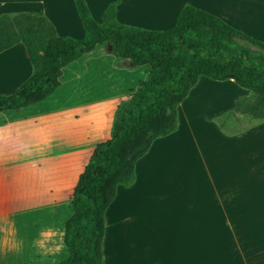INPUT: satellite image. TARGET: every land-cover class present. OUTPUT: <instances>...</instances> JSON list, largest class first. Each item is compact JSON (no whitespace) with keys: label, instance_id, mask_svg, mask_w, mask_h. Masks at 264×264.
<instances>
[{"label":"crops","instance_id":"1","mask_svg":"<svg viewBox=\"0 0 264 264\" xmlns=\"http://www.w3.org/2000/svg\"><path fill=\"white\" fill-rule=\"evenodd\" d=\"M90 1L85 0L93 18L92 6L102 18L107 5L117 1V21L141 29L173 27L181 9L190 5L264 43V0ZM24 5L17 11L44 15L59 36L57 24L68 23L76 12L73 0H32ZM140 14L150 19L134 26L126 21ZM83 37L82 27L75 38ZM97 48L109 73L85 76L89 68L83 57L90 52L63 68L60 87L44 103L0 113V140H25L14 162L0 154V194L14 195L8 203L0 195V207L8 211L0 212V264H59L68 257L63 238L60 252L48 256L38 255L31 241L47 227L63 233L79 175L96 145L111 138L118 105L149 72L108 54L104 46ZM31 71L23 65L19 78L10 83L13 77L7 81L10 71L0 62L7 95ZM198 87L199 81L177 106L176 130L154 140L136 162L134 183L117 187L104 215L103 264H264V156L256 146L248 157L243 143L237 159L229 146L226 168L210 170V140L230 139L215 124L191 121L194 104L206 94ZM9 224L14 230L10 242L5 239Z\"/></svg>","mask_w":264,"mask_h":264},{"label":"trees","instance_id":"2","mask_svg":"<svg viewBox=\"0 0 264 264\" xmlns=\"http://www.w3.org/2000/svg\"><path fill=\"white\" fill-rule=\"evenodd\" d=\"M84 37L59 36L42 14L0 16V54L21 44L30 76L11 94L0 95V113L44 103L59 87L64 67L104 46L114 57L149 72L115 110L111 138L96 145L73 189L72 214L63 225L68 257L59 264H103L104 215L118 186L135 181V164L154 140L177 128V106L199 77L232 80L251 92L228 116L264 120V43L220 18L184 6L165 31L130 27L116 19L117 1L97 23L85 0H73Z\"/></svg>","mask_w":264,"mask_h":264},{"label":"rangeland","instance_id":"3","mask_svg":"<svg viewBox=\"0 0 264 264\" xmlns=\"http://www.w3.org/2000/svg\"><path fill=\"white\" fill-rule=\"evenodd\" d=\"M61 1L67 3V0ZM88 1L91 4V1ZM26 3H32V0H0V15H15L17 13H20L17 10L25 9L24 4ZM92 11L94 16L93 19L97 23H100L101 14H97V11H95L93 6ZM72 14L73 16L70 15L68 17V23H65L64 25L57 24V27L61 36H68L76 39L75 37L80 34L82 27L78 20L75 10L72 12ZM149 19V17L140 14L139 16H130L129 20L126 21L132 23L131 26H134L138 23V21L147 22ZM170 27L171 25L164 26L162 28H156L155 26L147 25L143 29L153 31L155 29H161L157 31H164L169 29ZM97 50H99V48L95 49L93 52L83 57L84 60H88L87 64L89 71L86 73V77L101 76L111 71L108 62H105V64L102 63L105 61V59H102L101 56V58L98 59ZM0 62L2 63L4 69L10 71L7 76V81H9L13 77L10 83L16 81L19 78L18 75L20 74V69L22 72L23 65L28 66V68H31L25 50L21 44L2 52L0 54ZM198 81V89L203 88L207 95L204 94L203 97L199 98L198 104H194L195 112H191L193 115L191 121L193 122V124L202 121H205L210 124H215V128L221 131L226 138L230 139L226 140L230 143H226L224 141L218 142L217 140L216 142H214V140H210V154L212 158H210V160L207 159V163L209 165L210 170L226 168L227 152L229 146L232 156H235L237 159H239L237 155L241 154L243 143L247 146L248 157L255 153L256 146L257 150H259L264 156V120L256 121L246 116L240 115L237 118L227 117V114H229V112L232 110L236 100L241 97H246L250 95V92L238 87L232 81L228 80L212 81L205 77H199ZM4 84L5 83L1 80L0 95H7L9 93V90H6V88L4 89ZM245 136L249 140H246ZM244 139L246 140L245 142ZM240 140H243V142H239ZM24 144L25 140L21 142H17L16 140H0V154L7 155L12 158L13 161H9V163H12L15 161L16 152H18L19 149L22 150V146ZM10 171L11 170H9L8 172L11 174L12 172ZM0 195L5 203L12 201L14 196L11 192H3ZM0 204H2V202ZM1 211L5 214L8 213L7 207L5 205L4 207H0V212Z\"/></svg>","mask_w":264,"mask_h":264},{"label":"clouds","instance_id":"4","mask_svg":"<svg viewBox=\"0 0 264 264\" xmlns=\"http://www.w3.org/2000/svg\"><path fill=\"white\" fill-rule=\"evenodd\" d=\"M9 232L5 239L10 242L11 237L14 235V230L11 229V225H8ZM60 238V243L56 242V238ZM63 233L59 230H54L53 227H47L38 233V236L31 241L32 247L36 249L38 255L48 256L49 254L55 255L60 252L62 244ZM23 241L15 244V247L19 248ZM51 245V246H50Z\"/></svg>","mask_w":264,"mask_h":264}]
</instances>
